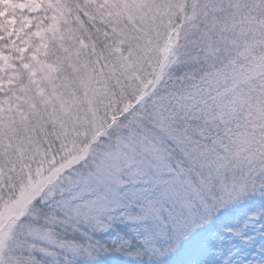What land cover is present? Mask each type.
Segmentation results:
<instances>
[{
  "label": "trees",
  "instance_id": "trees-1",
  "mask_svg": "<svg viewBox=\"0 0 264 264\" xmlns=\"http://www.w3.org/2000/svg\"><path fill=\"white\" fill-rule=\"evenodd\" d=\"M17 1L30 0H0L2 264H173L180 246H160L162 260L148 256L146 252L152 248L148 244L150 240L156 242L157 231L136 218L141 204L151 199L147 196L154 179L148 175L140 179L145 183L137 188V195L143 191L139 202L127 203V197L124 210L113 209L109 215L97 210L91 220L84 217V210L76 208L84 199L69 204L65 195L71 190L81 192L79 184L71 185V174H92L100 181L106 178L102 175L101 179L95 172V160L104 166L105 162L123 164L127 157H140L136 143L141 133H151L147 137L160 142L165 152L164 177H169V171L187 170L179 143L230 148L241 138L240 134L247 132L255 141L249 150L262 162V168L256 172L242 202L248 213L259 212L264 186V151L259 152L264 143V117L260 120L234 111L245 107L235 103L237 96L248 92L264 95V42H244L239 32L227 29L233 26L234 19L222 18L218 9L220 2L226 7L227 1H234L238 11L244 6L251 10L255 3L188 0L187 9L170 24L168 46L159 64L146 71L139 66L131 69L136 79L125 83L130 88L128 97H123L119 90V81L103 80L106 83L101 86L97 76H105L107 71L102 63L95 65L92 72L96 87L92 94L102 127L85 143L79 140L81 143L75 148L81 149H74L67 158L63 141L58 139L62 138L59 130L65 120L56 119L59 113H55L49 98L57 90V82L51 76L48 81L40 77L46 64L60 59V49L69 48L68 41L62 42L63 33L67 29L76 33L78 27V42L89 41L94 56L103 53L110 59L111 75L114 71L118 74L122 63L133 58L119 36L101 21L88 20L82 8L86 0H67L65 20L62 18L54 30L50 28L55 26L51 22L56 14L49 6L52 0H36L40 7L37 12L21 10ZM188 10H193L189 16ZM120 71L129 80L128 72ZM253 73L259 76L250 80ZM153 86L156 88L152 89ZM56 93L66 101L61 97L65 95L62 91ZM258 112L261 113L256 108L254 114ZM138 127L146 130H136ZM161 131L168 134L162 136ZM151 151L148 158L155 154ZM131 161L126 170H116L119 175H134L135 181L141 168L139 160ZM26 173H32L34 182L28 191L23 178ZM82 191L94 202L104 199L103 194L97 195L91 188ZM121 196L123 199L119 192L116 203L121 202Z\"/></svg>",
  "mask_w": 264,
  "mask_h": 264
},
{
  "label": "rangeland",
  "instance_id": "rangeland-1",
  "mask_svg": "<svg viewBox=\"0 0 264 264\" xmlns=\"http://www.w3.org/2000/svg\"><path fill=\"white\" fill-rule=\"evenodd\" d=\"M208 1L210 0H204L206 3ZM51 2L49 6L56 13L51 22L55 26L50 27L54 30L62 18L65 20L67 0ZM247 2L255 3L251 6L253 9L249 10L248 6H244L238 11L234 1H227L226 7L224 2H220L222 6L218 7L219 16L222 18L230 16V19H234L233 26H227V29L233 33L239 32L244 42H264V0L240 1L241 4ZM16 4L23 11L37 12L40 8L36 0L17 1ZM187 6L188 0H86L84 2L82 8L88 20L101 21L112 34L119 36L123 44L129 48L133 59L129 63H122L118 74L114 71L111 75L108 73L112 70L109 66L110 59L103 53L94 56L89 41L82 40L81 44L78 42V27L76 33L71 29L63 33L65 39L62 42L67 44L68 41L69 48L60 49L57 54L60 59L55 63L46 64L40 77L48 81L47 77L51 76L57 82V90H54L49 98L55 113H59L56 119L60 117V120H65V124L63 123L59 130L62 138L58 139L63 141V150L67 158L74 149H81L75 148L78 146L77 143L80 144L83 140L85 143L89 136L102 127V121L98 118L97 102L92 94L96 87L93 67L102 63L104 70L107 71V75L97 76L101 86H103L102 82L119 81L117 83L120 84L119 90L122 91L123 97H128L130 88L125 83L136 79L131 69L139 66L146 71L159 64L168 46L170 24L179 13L187 9ZM191 12L193 13V10H188V16ZM116 58L120 60L122 57ZM68 70L66 75L63 74V71ZM120 70L128 72L129 80ZM261 74H264V70ZM258 76H254L253 73L249 79ZM59 91L65 94L61 97L66 101L56 95ZM235 103L239 107L243 105L245 107L243 110L241 108L235 110L234 113H245L260 120V117H264V95L248 92L237 96ZM256 108L259 109L260 114L259 112L257 115L254 114ZM249 109L253 113L248 112ZM139 129L146 130L142 127L136 128ZM161 133L162 136L168 134L167 131ZM141 134L136 143L140 157H131L132 160H139L141 169L140 175L135 176L137 180L132 181L134 176L132 174L119 175L116 170L118 168L119 171H124L131 166L132 161L128 157L123 164L121 161L116 164L105 162V167L99 163V160H95L93 162L95 172L101 179L102 175L106 178L100 181L92 174L90 176L80 172L71 174V185L79 184L81 192L71 190L66 193L65 195L69 197L67 202L73 204L76 199H84L85 201L81 200L79 205L75 204L80 212L85 211L83 215L89 220L92 219V213L97 210L108 212V215L113 209L122 211L127 197L130 198L127 203L140 201L143 191L137 195L136 192L140 190L137 188L145 183L140 179L148 175L154 179L153 188L147 196L151 199L141 204L142 207H139L136 217L137 220L154 226L157 231L156 242L153 244V240H150L148 244L152 246L146 252L148 256L162 260L164 254L160 252V246L171 243L175 247L177 244L180 246L176 256L174 255L176 258L173 257V264H264V186L261 191V209L258 213H248L243 203L255 180L256 172L262 168V162L249 150V147L255 144L254 138L252 139L247 132L240 134L241 138L230 148L227 146L228 149L216 144L179 143L187 170L169 171V178L164 177L165 152L160 142L157 139H149L147 136L151 133ZM151 150H154L155 154L148 158L153 153ZM263 151L264 143L259 147V152ZM31 175L32 173H26L23 177L28 184L26 191L34 185V182H31ZM88 188L94 190L97 195L103 194L104 199L101 198V202L89 199L90 196L82 191ZM119 192L124 197L122 199L121 196L122 200L118 204L116 202ZM161 233L163 235L160 236ZM136 237L139 238L137 235ZM146 253L145 257H147ZM3 259L4 256L1 254L0 264Z\"/></svg>",
  "mask_w": 264,
  "mask_h": 264
}]
</instances>
